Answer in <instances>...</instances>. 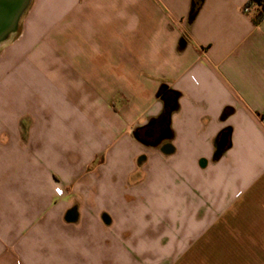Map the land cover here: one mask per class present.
Instances as JSON below:
<instances>
[{
	"label": "crops",
	"instance_id": "crops-1",
	"mask_svg": "<svg viewBox=\"0 0 264 264\" xmlns=\"http://www.w3.org/2000/svg\"><path fill=\"white\" fill-rule=\"evenodd\" d=\"M199 2L30 0L0 50V264H264V19Z\"/></svg>",
	"mask_w": 264,
	"mask_h": 264
},
{
	"label": "water",
	"instance_id": "water-1",
	"mask_svg": "<svg viewBox=\"0 0 264 264\" xmlns=\"http://www.w3.org/2000/svg\"><path fill=\"white\" fill-rule=\"evenodd\" d=\"M30 5V0H0V46L14 35L19 23ZM226 144L225 135L221 137L219 148Z\"/></svg>",
	"mask_w": 264,
	"mask_h": 264
},
{
	"label": "trees",
	"instance_id": "trees-1",
	"mask_svg": "<svg viewBox=\"0 0 264 264\" xmlns=\"http://www.w3.org/2000/svg\"><path fill=\"white\" fill-rule=\"evenodd\" d=\"M199 3H200L199 0H193V11L196 10V8L199 6ZM246 6L247 8L253 6L257 8V13L255 14V17L253 19L254 23H259L264 19V0H249ZM160 95H162L163 98L165 99L166 94H164L162 90L160 92ZM162 118H167V104L165 110L161 114L160 119Z\"/></svg>",
	"mask_w": 264,
	"mask_h": 264
},
{
	"label": "rangeland",
	"instance_id": "rangeland-1",
	"mask_svg": "<svg viewBox=\"0 0 264 264\" xmlns=\"http://www.w3.org/2000/svg\"><path fill=\"white\" fill-rule=\"evenodd\" d=\"M24 15H25V14H24ZM22 18H23V17H22ZM21 21H22V19H21ZM21 21H20V23H19V27H18L17 32H16L14 35H12L11 37H9V38L7 39V41H6L2 46H0V50L2 49V47H3L4 45L10 43L11 41H13L14 39H16V38L18 37V35H19V33H20V28H21ZM55 191H58V193H59L60 196L62 195V190H60V189L57 188V189H55Z\"/></svg>",
	"mask_w": 264,
	"mask_h": 264
},
{
	"label": "flooded vegetation",
	"instance_id": "flooded-vegetation-1",
	"mask_svg": "<svg viewBox=\"0 0 264 264\" xmlns=\"http://www.w3.org/2000/svg\"><path fill=\"white\" fill-rule=\"evenodd\" d=\"M165 102L167 104V94L165 95ZM156 134H157V131L155 129V127H153L151 130H150V136L153 138V137H156Z\"/></svg>",
	"mask_w": 264,
	"mask_h": 264
}]
</instances>
